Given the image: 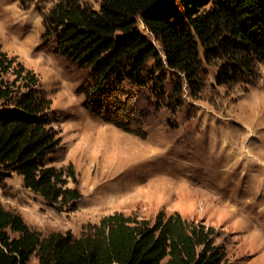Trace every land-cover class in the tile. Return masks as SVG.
Listing matches in <instances>:
<instances>
[{"label":"rangeland","instance_id":"rangeland-1","mask_svg":"<svg viewBox=\"0 0 264 264\" xmlns=\"http://www.w3.org/2000/svg\"><path fill=\"white\" fill-rule=\"evenodd\" d=\"M55 1L0 0V49L39 76L61 138L41 163H72L82 197L72 210L58 207L12 172L0 182V205L41 236H80L115 211L150 220L159 211L179 212L216 229L227 264H264V60L254 76L228 84L216 82L218 62H202L204 81L194 92L181 73L164 67V97L128 88L131 106L118 115H125V130L83 106L89 68L55 52L53 36H42L41 13ZM80 1L96 9L100 2ZM178 80L182 93L173 87Z\"/></svg>","mask_w":264,"mask_h":264},{"label":"trees","instance_id":"trees-1","mask_svg":"<svg viewBox=\"0 0 264 264\" xmlns=\"http://www.w3.org/2000/svg\"><path fill=\"white\" fill-rule=\"evenodd\" d=\"M41 15L42 36L54 37L55 52L89 68L83 106L125 130V115H118L131 106L128 88L164 97V67L181 73L194 92L204 81L202 62H218L216 82L228 84L254 76L264 60V0H100L97 9L56 0ZM183 80L173 85L179 93ZM51 104L37 73L0 49V182L16 172L47 202L72 210L82 197L73 164L41 163L61 141ZM215 236L211 225L164 211L153 220L115 211L80 236H41L0 205V264H227Z\"/></svg>","mask_w":264,"mask_h":264},{"label":"bare ground","instance_id":"bare-ground-1","mask_svg":"<svg viewBox=\"0 0 264 264\" xmlns=\"http://www.w3.org/2000/svg\"><path fill=\"white\" fill-rule=\"evenodd\" d=\"M161 182V181H160Z\"/></svg>","mask_w":264,"mask_h":264}]
</instances>
